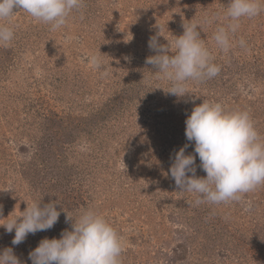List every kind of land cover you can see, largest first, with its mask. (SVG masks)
Here are the masks:
<instances>
[{"label": "rangeland", "instance_id": "1", "mask_svg": "<svg viewBox=\"0 0 264 264\" xmlns=\"http://www.w3.org/2000/svg\"><path fill=\"white\" fill-rule=\"evenodd\" d=\"M228 3L82 0L56 30L23 10L0 21L14 32L0 45V218L56 201L73 220L102 214L121 238L120 264H264V185L240 202L197 205L168 172L185 144L195 155L185 120L204 100L247 111L264 140V11L240 19L225 53L213 35L229 23ZM206 17L216 19L201 23L200 38L220 73L171 95V82L145 63L156 55L149 38L171 45L184 23ZM100 53L106 77L87 62ZM199 164L197 156L196 176L206 177ZM65 229L61 211L52 229L14 246V231L0 227V251L12 247L31 264L29 252Z\"/></svg>", "mask_w": 264, "mask_h": 264}, {"label": "clouds", "instance_id": "2", "mask_svg": "<svg viewBox=\"0 0 264 264\" xmlns=\"http://www.w3.org/2000/svg\"><path fill=\"white\" fill-rule=\"evenodd\" d=\"M82 7V0H0V21L10 20L23 10L36 21L49 24L52 30L62 27L73 10ZM18 10V11H14ZM264 11L261 0H229L225 17L226 26L216 29L213 40L217 47L227 53L232 47L230 33L239 28L241 18H253ZM216 17L204 21L183 24V34L175 37L171 45H162L157 36L149 38L148 47L156 55L146 58L145 63L155 69L161 79L171 82L169 94L183 97L187 94V82H202L216 77L220 67L212 62L213 57L200 38L201 23L210 24ZM14 37L13 29L0 25V45H7ZM245 46V41H239ZM174 52L170 54V50ZM101 54V53H100ZM101 56L91 55L88 64L102 77H106L108 66ZM185 136L194 144V153L186 155L189 144H185L174 156L168 169L179 192L192 193L197 205H213L240 202L243 194L264 185V140L254 127L247 111H227L221 103L203 101L195 106L185 120ZM198 167L206 177L196 176ZM191 174V175H189ZM41 202L27 204L15 219L0 218L6 233L15 235L12 245L24 242L29 234L52 229L58 222L61 211L66 222L71 221V230H63L60 238H44L29 252L31 264H120L121 238L102 214L94 210L82 212L73 220L64 210H57V203ZM251 205L245 207L250 211ZM2 217V211H0ZM0 264H22L13 248L0 251Z\"/></svg>", "mask_w": 264, "mask_h": 264}]
</instances>
